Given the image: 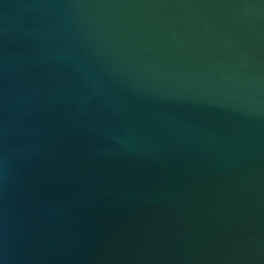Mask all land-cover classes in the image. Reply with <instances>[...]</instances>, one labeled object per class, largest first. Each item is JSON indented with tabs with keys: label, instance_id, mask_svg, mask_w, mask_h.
I'll use <instances>...</instances> for the list:
<instances>
[{
	"label": "water",
	"instance_id": "1",
	"mask_svg": "<svg viewBox=\"0 0 264 264\" xmlns=\"http://www.w3.org/2000/svg\"><path fill=\"white\" fill-rule=\"evenodd\" d=\"M0 264H264V0H0Z\"/></svg>",
	"mask_w": 264,
	"mask_h": 264
}]
</instances>
